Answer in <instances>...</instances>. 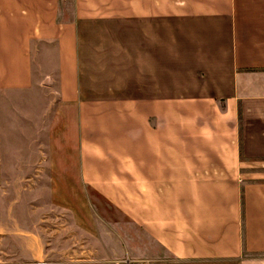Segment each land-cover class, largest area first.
I'll list each match as a JSON object with an SVG mask.
<instances>
[{
    "label": "crops",
    "instance_id": "obj_1",
    "mask_svg": "<svg viewBox=\"0 0 264 264\" xmlns=\"http://www.w3.org/2000/svg\"><path fill=\"white\" fill-rule=\"evenodd\" d=\"M21 254L264 264V0H0V264Z\"/></svg>",
    "mask_w": 264,
    "mask_h": 264
},
{
    "label": "rangeland",
    "instance_id": "obj_2",
    "mask_svg": "<svg viewBox=\"0 0 264 264\" xmlns=\"http://www.w3.org/2000/svg\"><path fill=\"white\" fill-rule=\"evenodd\" d=\"M13 230H18V227H16L15 229H13ZM19 238L18 237H14V244L15 243H18L19 244ZM32 256H33V254H31ZM46 259L49 261V262H52V263H54L53 261L55 260V257H54V253L53 252H50V256H47L46 257ZM26 260L25 259H23L22 258V254L21 255H15V263L16 264H25L26 262H25ZM30 264H38L39 262H38V259H31L30 261ZM112 264H114V262H112Z\"/></svg>",
    "mask_w": 264,
    "mask_h": 264
}]
</instances>
